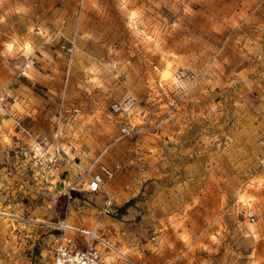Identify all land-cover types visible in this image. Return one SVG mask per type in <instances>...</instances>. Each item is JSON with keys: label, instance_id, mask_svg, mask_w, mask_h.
<instances>
[{"label": "rangeland", "instance_id": "374dc122", "mask_svg": "<svg viewBox=\"0 0 264 264\" xmlns=\"http://www.w3.org/2000/svg\"><path fill=\"white\" fill-rule=\"evenodd\" d=\"M252 37L264 39V0H0V119L29 105L0 163L29 171L43 166L36 149L59 143L79 157L104 152L131 195L100 225L120 255L264 264V107L252 87L264 85V43ZM127 97L130 111L115 112ZM10 185L0 184V264H51L58 233ZM55 187L44 191L52 211Z\"/></svg>", "mask_w": 264, "mask_h": 264}, {"label": "crops", "instance_id": "0c3cea01", "mask_svg": "<svg viewBox=\"0 0 264 264\" xmlns=\"http://www.w3.org/2000/svg\"><path fill=\"white\" fill-rule=\"evenodd\" d=\"M250 39L251 40H249L250 41L249 45L258 43V41L260 40L261 41L263 40L262 43H264V39H259V37H255V38L252 37ZM249 49L250 52L253 53L259 51V49L255 46H251L249 47ZM239 73H250L247 74L250 77L253 76L254 74H258V75L262 74V73H254V71L249 70V68L242 69L238 71V74ZM252 87L258 90V97H259L258 105L263 108L264 85L255 84ZM28 109H29V105H27V107H19L17 105H13L12 103L10 105V108H7V111H9L10 113L9 118L0 119V145L7 146L11 142L10 140H12L13 137H16L17 135L24 136L25 134L24 128L21 126V124L16 119V117L19 116L18 112L20 114L26 113L25 111H27ZM259 126H260L259 121L254 120V122L252 123V129L258 131L257 128H259ZM1 128H3L5 132L8 131L12 132L13 135H11L10 138L8 137L9 141H7V136L4 135V131L2 132ZM55 137L57 138L56 134ZM57 139L60 140V138ZM64 147L63 149L65 150ZM54 149H55V145L51 147L49 151H46L43 155H41L42 152L39 149H36L35 155L42 157L43 166L41 165L42 167L41 166L37 167V165L31 164L29 171H27L26 169V172H24L23 169L19 170L17 168H9V169H7L6 167L4 168L2 166V163H0V184L3 183V181L11 184L10 188H12V190L14 189L12 194L14 195L16 192L17 196L14 195V197H16L17 201L21 202L22 204L21 206L24 207V210L31 217L36 219L41 218L43 220L46 219L48 222H52L53 224L65 223L74 228L90 230L96 226V222L100 217V212L103 206V199H102L103 197L99 194L95 195V194H89L86 191H81L80 184L75 182L76 172L74 171V169L63 161L52 162L51 157L53 156L52 152ZM263 149L264 146L262 148V151ZM66 152L69 154L70 149L68 148V151ZM101 153L102 152L96 153L91 156L87 155L84 157L83 155L82 157H79L80 153H74V154L71 153L69 155L78 158L80 161L84 163H89L94 159H96ZM0 154H1L0 158L4 157L3 152H0ZM102 157L100 159V162H102L106 166H109L108 164L105 163L104 158ZM7 171L9 177L3 176V173ZM126 176L127 174H123L122 176L120 175L118 178L116 177L113 181H111L108 184L109 193L114 208L118 207L121 204L122 200H124L125 198L126 199L130 198L131 196V195L129 196V192H128L129 191V188L127 186L128 182L124 181L128 179V177ZM4 178L6 181L4 180ZM53 182H57V183L53 184ZM66 184L74 185L75 187V191L73 194L74 199L72 201H68L66 197L63 195V191L65 190ZM55 185H57V187L55 188L59 189L58 191L59 193L56 194V196H58L57 205H60V207L62 206L61 208H63L64 210H62L60 207H58V209H55L54 211L50 209L51 208L50 205L53 203V201L56 202L55 200L56 198L50 200L49 197H46L50 193L46 194V192L44 191ZM18 195L20 198H17ZM20 202H17V205H19ZM37 204L38 205L41 204V206H38ZM40 209H42V211Z\"/></svg>", "mask_w": 264, "mask_h": 264}, {"label": "built area", "instance_id": "2783aa9c", "mask_svg": "<svg viewBox=\"0 0 264 264\" xmlns=\"http://www.w3.org/2000/svg\"><path fill=\"white\" fill-rule=\"evenodd\" d=\"M131 97L125 98L123 103L115 105L113 110L115 112L123 111L127 113L133 107ZM63 102L60 105V115L62 117ZM122 135L129 134L128 125L120 123ZM62 127L58 126L56 136L58 138L62 135ZM102 152L96 159L89 163H84L76 157L70 156L59 143L51 157L52 162L63 161L74 169L76 172L75 182L80 184L81 191H86L89 194H99L103 198V206L100 212V217L96 222V226L92 229H79L71 227L65 223L49 224L48 227L56 231L58 234L54 239V243L49 250L51 264H107L105 253H113L120 255L113 246L102 238L100 234V225L103 219L111 214L113 207L112 200L109 193L108 184L113 181L121 172V167L116 165L109 167L100 162ZM37 164L41 165V158L36 159ZM260 164L264 165V149L261 154ZM74 185H67L63 191V195L68 201L74 199ZM250 222H254L253 216H249ZM124 260L128 264H139L124 255Z\"/></svg>", "mask_w": 264, "mask_h": 264}, {"label": "bare ground", "instance_id": "6f19581e", "mask_svg": "<svg viewBox=\"0 0 264 264\" xmlns=\"http://www.w3.org/2000/svg\"><path fill=\"white\" fill-rule=\"evenodd\" d=\"M9 215V214H8Z\"/></svg>", "mask_w": 264, "mask_h": 264}]
</instances>
